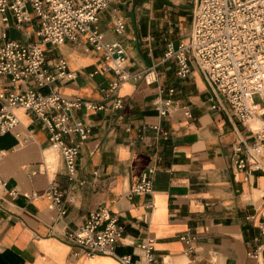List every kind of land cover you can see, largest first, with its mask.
I'll return each instance as SVG.
<instances>
[{
    "label": "crops",
    "instance_id": "obj_1",
    "mask_svg": "<svg viewBox=\"0 0 264 264\" xmlns=\"http://www.w3.org/2000/svg\"><path fill=\"white\" fill-rule=\"evenodd\" d=\"M198 1L120 0L100 14L104 41L126 51L131 78L116 92L111 86L118 76L107 69L104 52L87 40L50 53L51 64L63 58L76 76L53 87L69 100L103 109L75 113L92 129L79 144L76 184L67 177L62 155L51 148L43 122L15 110L20 125L0 133V177L6 183L0 189V264H122L119 258L127 255L146 264L141 246L149 240L156 264H261L264 171H240L234 163L236 146L253 144L255 137L232 113L213 109L217 96L195 64L180 79L176 62L165 59L170 44L189 43ZM117 19L125 23L122 34L116 32ZM36 28V22L24 26L28 32ZM10 33L24 41L15 27ZM28 88L34 83L0 77V93ZM165 99L173 106L161 117L158 107ZM116 100L121 109L114 108ZM78 142L67 140L70 146ZM144 176L152 180V194H133ZM54 186L64 194V215L51 208L48 191ZM100 208L125 227L116 256L89 257L66 240L67 232Z\"/></svg>",
    "mask_w": 264,
    "mask_h": 264
},
{
    "label": "built area",
    "instance_id": "obj_2",
    "mask_svg": "<svg viewBox=\"0 0 264 264\" xmlns=\"http://www.w3.org/2000/svg\"><path fill=\"white\" fill-rule=\"evenodd\" d=\"M120 0H0V77H10L12 83L34 88L24 91L13 90L0 93V133L6 134L20 125L15 114L22 109L35 115L43 122L50 134L51 146L62 155L69 181L77 180V162L80 143L86 142L92 133L91 127L75 113L82 108L100 111L97 107L80 99L69 100L62 95L57 82L65 83L76 76L68 72L67 62L58 58L51 64L48 55L65 44H79L85 38L97 51L104 52L108 69H112L118 80L111 86L116 92L131 76L125 72L126 51L116 43H107L99 30L100 14L113 2ZM36 22L34 33L37 43H27L10 38L15 27L24 36L32 33L24 30L25 24ZM122 19L116 21V32L125 31ZM117 56V58H115ZM168 61L177 64V75L187 79L193 66L202 72L207 84L217 96L214 110L230 112L242 125L262 111L264 119V0H199L194 11L193 27L188 44L175 47L170 44L165 55ZM111 64H114L112 66ZM50 67H52L50 69ZM48 87V94L42 89ZM175 93L170 89L168 94ZM259 95L263 104H256L253 97ZM173 106L171 99H165L158 107L161 117H166ZM121 100L114 102L115 109H121ZM186 116L192 118V113ZM155 130L163 132L159 127ZM253 144H238L235 148V166L240 171H264V127L254 134ZM168 139L169 135L163 132ZM79 140L70 146L68 138ZM3 155L0 153V160ZM154 170H150L152 174ZM6 183L0 177V189ZM132 193L138 196L152 194V180L144 176ZM48 197L51 208L62 215L64 194L57 187H51ZM264 233V224L260 227ZM125 227L117 216L102 208L92 212L84 225L66 233L68 242L78 246L89 257L116 256V248L123 239ZM189 243L190 241L187 240ZM141 248L146 264H156L153 242H145ZM122 264H138L132 256L119 258ZM261 264H264V260Z\"/></svg>",
    "mask_w": 264,
    "mask_h": 264
},
{
    "label": "rangeland",
    "instance_id": "obj_3",
    "mask_svg": "<svg viewBox=\"0 0 264 264\" xmlns=\"http://www.w3.org/2000/svg\"><path fill=\"white\" fill-rule=\"evenodd\" d=\"M244 1V0H243ZM106 11V10H105ZM100 22V21H99ZM26 25V24H25ZM24 25V26H25ZM25 31H27V30H25ZM30 33H32V35L30 36V37H28V35L27 36H24V33L22 32V35H23V38H24V41L25 42H27V43H37V42H39V39H38V37L36 36V34L34 33V32H30ZM102 34V33H101ZM118 34V33H117ZM103 35V34H102ZM10 38H11V33H10ZM14 38H15V36H14ZM103 38H104V36H103ZM12 39V38H11ZM14 40V39H13ZM85 40H87V42H88V39L87 38H85L84 40H82V41H85ZM17 41H20V42H24L23 40H17ZM81 41V42H82ZM88 44H90L89 42H88ZM66 45V44H65ZM55 50V49H54ZM53 50V51H54ZM96 50V49H95ZM50 55V54H49ZM49 55H48V59H49ZM58 55V53L56 52V53H54V54H52L51 55V57H56ZM66 61V60H65ZM68 65V64H67ZM112 66H114V64H111ZM107 67H108V65H107ZM108 69V68H107ZM110 70H112V69H110ZM113 71V70H112ZM114 72V71H113ZM115 73V72H114ZM116 74V73H115ZM175 94V93H174ZM173 94V95H174ZM173 95H171V96H173ZM253 101L256 103V104H263L262 103V100H261V98H260V96L259 95H256V96H254L253 97ZM26 112V111H25ZM40 120V119H39ZM100 209H102V208H100ZM99 210V209H98ZM109 210V209H108ZM111 212V211H110ZM112 213V212H111ZM91 214V213H90ZM112 215H114V214H112ZM114 216H117V215H114ZM118 217V216H117ZM88 219V218H87ZM119 219V218H118ZM120 221V220H119ZM120 223V222H119ZM84 225V224H83ZM121 225V224H120Z\"/></svg>",
    "mask_w": 264,
    "mask_h": 264
},
{
    "label": "bare ground",
    "instance_id": "obj_4",
    "mask_svg": "<svg viewBox=\"0 0 264 264\" xmlns=\"http://www.w3.org/2000/svg\"><path fill=\"white\" fill-rule=\"evenodd\" d=\"M126 64H127V62H124V65H126ZM261 113H262V111L258 109L257 114L252 119H250L248 122L249 128H251L254 131V134L257 132H260L264 127V119L260 118ZM51 148L55 152L59 153L56 148H54L52 146H51Z\"/></svg>",
    "mask_w": 264,
    "mask_h": 264
},
{
    "label": "water",
    "instance_id": "obj_5",
    "mask_svg": "<svg viewBox=\"0 0 264 264\" xmlns=\"http://www.w3.org/2000/svg\"><path fill=\"white\" fill-rule=\"evenodd\" d=\"M115 58H117V56H115Z\"/></svg>",
    "mask_w": 264,
    "mask_h": 264
}]
</instances>
